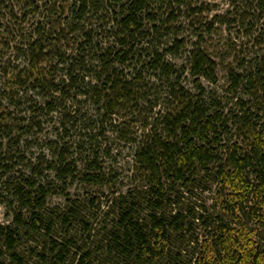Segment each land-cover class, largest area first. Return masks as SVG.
Instances as JSON below:
<instances>
[{"label":"trees","instance_id":"trees-1","mask_svg":"<svg viewBox=\"0 0 264 264\" xmlns=\"http://www.w3.org/2000/svg\"><path fill=\"white\" fill-rule=\"evenodd\" d=\"M9 1L32 30L5 46L28 72L0 93L37 99L0 119V264H264V0L210 23L201 0ZM215 24L220 61L203 47ZM75 182L86 196L50 207Z\"/></svg>","mask_w":264,"mask_h":264},{"label":"rangeland","instance_id":"rangeland-1","mask_svg":"<svg viewBox=\"0 0 264 264\" xmlns=\"http://www.w3.org/2000/svg\"><path fill=\"white\" fill-rule=\"evenodd\" d=\"M232 0H201L195 7L201 8L202 16H201V23H205L206 21L208 23L211 22L213 17L215 15H222L226 10L230 8V3ZM194 4H196L194 2ZM11 7V3L9 0H0V27H3L0 29V90L7 91V87H10V80L17 77L18 74H23L28 72L27 65L22 57L15 58V61H13V58L15 56H19L16 53H14L12 50H9L6 48L5 45L8 43L12 46L15 43L19 44L21 41H26L27 38H29V35L31 32L30 25H26L22 22V18L19 17L20 15H17L16 19H9L6 15L8 13L9 8ZM17 11V10H15ZM29 11V10H28ZM179 21L184 22V19H180ZM6 28V32H4V29ZM182 36L191 41L195 42V38H192L191 33L192 30L189 26L183 25L182 30ZM21 34V38L19 35ZM227 31L225 29V26H219L218 24L214 25V29L211 33L204 35V42L203 47L207 49L208 53L212 56H215L218 61L219 59L225 58L227 56L226 52V44H227ZM11 41H14L11 43ZM21 48V47H20ZM11 54V57H9ZM19 54V53H18ZM10 58V64L7 65L6 60ZM18 59V60H17ZM22 72V73H21ZM223 72L220 69L219 71V77H222ZM31 84L24 85L20 90H17L16 87H14L13 91L14 93L11 95L12 100L10 98L4 99L3 96L0 93V119L3 112L9 111L12 114V119H19L23 118L27 115V108L31 107V103H28L29 97H31L32 100L37 99V96H31L33 93L30 92ZM25 90L23 91L22 89ZM21 103V104H20ZM23 105V106H21ZM41 113V112H40ZM26 114V115H25ZM42 115V113L40 114ZM39 119L41 121V129L40 130H30L29 133V140L30 141V147L25 148V146L22 144V147L25 148L23 150L26 158L25 165H28L29 162L34 163L35 159L43 154V156L47 155V152L45 149V146H47L51 141H54L56 139L57 130L60 128L58 126V116L54 115L52 119L50 117L44 118L40 116ZM61 133V131L59 132ZM66 137V136H65ZM63 142L64 143H70L75 141L76 134L71 133V136L69 138H65ZM58 140V139H57ZM21 149H24L22 148ZM74 151V150H73ZM76 157V156H75ZM61 192V191H60ZM87 191L75 182L72 186H69L67 190H65L64 194L62 193H50L47 198V202L50 205V207H62L66 205L67 201L70 200H76L81 199L82 197H85ZM10 213L7 212L4 205L0 204V223H7L10 220Z\"/></svg>","mask_w":264,"mask_h":264}]
</instances>
